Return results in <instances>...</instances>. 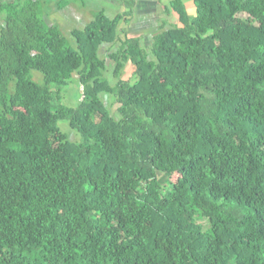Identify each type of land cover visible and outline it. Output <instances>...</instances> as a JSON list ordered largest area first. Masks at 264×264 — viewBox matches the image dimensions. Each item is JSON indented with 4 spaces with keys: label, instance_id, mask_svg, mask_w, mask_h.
<instances>
[{
    "label": "trees",
    "instance_id": "1",
    "mask_svg": "<svg viewBox=\"0 0 264 264\" xmlns=\"http://www.w3.org/2000/svg\"><path fill=\"white\" fill-rule=\"evenodd\" d=\"M191 1L146 36L133 0L98 12L76 50L0 2V264H264V0Z\"/></svg>",
    "mask_w": 264,
    "mask_h": 264
},
{
    "label": "rangeland",
    "instance_id": "2",
    "mask_svg": "<svg viewBox=\"0 0 264 264\" xmlns=\"http://www.w3.org/2000/svg\"><path fill=\"white\" fill-rule=\"evenodd\" d=\"M2 1V0H1ZM6 2L9 0H5ZM42 1V10H43V18L46 19V23L48 25H52V26H57L60 30V32L62 33V35L67 39V41L70 43L71 47L76 50V45L75 42L73 41L72 37H71V32L75 31V30H81L84 27V23L87 21V18H83L80 19L78 17H83L86 16V12L90 13L91 11H93L94 9L96 11H98V9L100 10L101 7L97 6L98 4H94L93 6H91L92 1L93 0H87L85 2V7L82 6L81 2H77L75 0H65L66 3L68 4V6L62 10H59L57 8V3L59 2V0H41ZM85 1V0H84ZM172 0H157V6H159L158 10V15L159 13H163L165 8L169 6L170 2ZM183 2V4H185V7L187 8V12L188 13H193L194 9H192L190 6H192V1L191 0H181ZM122 7L119 6V8H113L112 10H107L106 11V15L108 17L112 18V15H118L121 14L122 12L120 11ZM162 9V11H161ZM134 10V14L138 13L135 9ZM85 12V13H84ZM164 15V14H161ZM160 15V16H161ZM162 17V16H161ZM136 18H134L133 20H135ZM158 20L154 19L155 21H157V25L160 26L161 25V21L159 20L160 18H157ZM176 20V19H175ZM1 21V20H0ZM136 22V21H135ZM177 23V21H176ZM138 24V23H137ZM146 21L144 22V20H141L139 23V26L137 25H133L134 29L137 30H131V33L135 34V36L138 35H149L152 34V32H145V27L147 28V26H149V24H151V27H156L154 21L152 20V22H150L148 25H145ZM149 27V28H151ZM147 44V45H146ZM145 45L148 46L149 43L145 41ZM106 76L108 78H110V73L108 72L106 74ZM31 78L33 81H35L38 84H43L44 80L42 75H40L38 72L36 71H32L31 72ZM111 82L115 83L114 78H111ZM121 79H123L122 81H129L130 83H133L135 80V76H134V68L131 66L130 63H128L125 67V69L122 71L121 73ZM74 83V81L72 82ZM81 89V88H80ZM79 89L78 85H69L67 88H63L61 91V96H62V104L68 107H75L79 104V102L82 100V92ZM117 108V106H114L113 109ZM59 127L61 129V131L63 133H65L67 136H69L70 134H72V139L73 141H79L80 137L78 134H76L77 136H75L73 134V132H71L68 128V124L65 122H62L59 124Z\"/></svg>",
    "mask_w": 264,
    "mask_h": 264
},
{
    "label": "crops",
    "instance_id": "3",
    "mask_svg": "<svg viewBox=\"0 0 264 264\" xmlns=\"http://www.w3.org/2000/svg\"><path fill=\"white\" fill-rule=\"evenodd\" d=\"M87 0H83V2H81L82 6L85 7V2ZM130 0H93L92 1V4L91 6H93L94 4H98L100 3L99 5L97 6H100L101 9L98 11H96L95 9L93 11H91L90 13L86 12V16H83L82 18L81 17H78L79 20L80 19H83V18H87V21L84 23V27L87 26V24H89L93 17H94V14L98 13V12H105L106 14V11L107 10H112L113 8H119L122 7L120 9V11L123 13L126 10V3L129 2ZM0 2H6L5 0H0ZM134 2V9L138 12V13H135L134 18H136L135 20H132V23H131V27L133 28V25H138L139 26V23L137 24L135 21H138V20H145L150 16V15H154V19L158 20L157 18H159L157 15H158V8L159 6H157V0H133ZM162 11V9H161ZM85 13V12H84ZM116 16V15H115ZM112 18H115L113 15H112ZM155 25H156V28H158V25H157V21H154ZM145 25H148V24H145ZM149 27H151V24H149V26H147V28L145 27L144 30L146 29H149ZM134 30V29H133ZM137 30V29H135Z\"/></svg>",
    "mask_w": 264,
    "mask_h": 264
}]
</instances>
